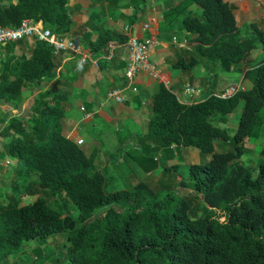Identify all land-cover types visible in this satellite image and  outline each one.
Returning a JSON list of instances; mask_svg holds the SVG:
<instances>
[{
    "label": "trees",
    "instance_id": "16d2710c",
    "mask_svg": "<svg viewBox=\"0 0 264 264\" xmlns=\"http://www.w3.org/2000/svg\"><path fill=\"white\" fill-rule=\"evenodd\" d=\"M187 1L198 3L201 14L184 17L198 46L190 64L183 61L181 67L192 69L198 55H205L224 71H243L252 87H237L226 95L211 92L184 103L165 83L160 85L140 144H154L153 150L177 145L212 153L208 161L189 166L188 178L179 182L186 193H174L171 184L156 190L144 180L107 191L103 170L63 133L61 102L66 93L42 89L30 115H15L26 90L56 77L57 53L37 37L20 55L8 53L24 39L3 45L8 52L0 54V102L7 108L1 119V135L8 138L4 153L15 157L18 170L28 175L19 179L32 199L23 202L26 191L19 188L20 198L0 203V264H8L30 243L61 233L66 235L68 264H264V148L256 176L250 165L239 161L247 140L264 122V29L254 23L253 34L243 35L228 0ZM26 18L42 21L63 36L74 28L68 0H0L2 27L20 26ZM108 40L103 36L93 49L99 52ZM257 42L263 56L254 61ZM241 100L245 104L234 147L215 151L217 139L230 138L221 123ZM69 203L78 209L76 217Z\"/></svg>",
    "mask_w": 264,
    "mask_h": 264
},
{
    "label": "crops",
    "instance_id": "0c3cea01",
    "mask_svg": "<svg viewBox=\"0 0 264 264\" xmlns=\"http://www.w3.org/2000/svg\"><path fill=\"white\" fill-rule=\"evenodd\" d=\"M228 1L233 5L243 35H252L253 31L248 33L247 24L252 27V24L256 23L260 27L256 19L264 18V10L254 0ZM68 9L74 21V28L70 35L76 37L85 50L92 53L93 60H97L98 65L93 60L82 63L80 55L71 51L57 53L54 71L56 77L50 82L41 83L38 88L34 89L31 86L29 90H26L22 108L15 115L27 116L26 109L29 100L34 101L33 99L42 89L55 87L66 93L61 102L65 108V116L62 119L63 133L77 143L79 139H82L83 142L78 143L82 148L86 142V135L81 133L80 125L91 119L92 124L85 133L91 134L93 142L89 144L88 149L83 148L89 157L97 160L101 154H109L110 151L106 153L105 148L101 146L111 147L112 150L117 149L119 151L128 144L136 142L139 148L141 146L143 148V152L140 151L141 154L138 158L139 165L146 170L148 175L155 174L158 169L163 167L164 163L168 169L174 171L176 182L179 184L182 179L186 178L180 173L177 163L185 158L189 159L190 165L200 162V150L195 147L177 145L153 150L151 147L154 148V144L150 148L149 146L145 148L139 142L140 137L144 136L149 129V121L153 114L154 95L159 90L160 85L165 83L184 103L200 101L211 92L220 93L226 89L231 90L238 87L235 83L227 85L224 78H222L224 83L215 89L212 87L205 90L200 86V82L205 84L206 76L218 79L225 73L218 61L205 55H198L199 63L192 69L181 67L183 61L190 64L198 46V42L193 39L192 33L186 30L183 20L189 12L201 14V6L187 0H156L154 5H151L149 0H68ZM146 24L149 26L146 27ZM103 36L109 38L108 45L97 52L93 46ZM133 36L143 40L147 38L155 40L151 60L162 69L163 77L157 78L145 71L140 72L135 82L137 91L126 90L124 102H118L114 99L107 100L110 91L122 88L125 84L127 52L124 44ZM33 40L34 37L24 39L9 53L3 47L5 44H1L0 54L3 56L7 53L20 55L29 50ZM256 49L258 50V46ZM261 51L262 49L259 48L258 52ZM255 59H258L257 54L253 60ZM199 65L204 66V75L198 72L197 67ZM228 71L233 72L232 75L241 74L242 88L252 87L251 80L244 78L243 71L234 67ZM238 77L236 74L233 78L236 84H238ZM187 84H192L201 92L184 95ZM71 106L82 111L84 115L78 120L67 117L66 110L70 109ZM11 109L13 110V108ZM6 110V106L0 102V165L4 163L5 159L6 163L4 164L10 163L9 158H3V156L9 155L5 154L3 149V141L6 138L1 137L3 127L1 119ZM115 124L117 126L122 124V129L115 127ZM111 126L113 127L111 128ZM121 132L125 133L121 135ZM150 152L153 153V158L150 156ZM162 159H165L166 162H163ZM170 159H177V163L169 166L168 161ZM13 172H16V176H14L16 180L20 178L18 173L21 172L18 168ZM0 175L2 174L0 173ZM27 176L23 177L26 178ZM30 178L34 179V176L31 175ZM2 179L3 176H0L1 189L4 182ZM23 190L26 191V196L32 197L28 194L26 184H24ZM3 193L1 190L0 196H4Z\"/></svg>",
    "mask_w": 264,
    "mask_h": 264
},
{
    "label": "rangeland",
    "instance_id": "374dc122",
    "mask_svg": "<svg viewBox=\"0 0 264 264\" xmlns=\"http://www.w3.org/2000/svg\"><path fill=\"white\" fill-rule=\"evenodd\" d=\"M254 2L259 5L264 10V0H254ZM264 14V13H263ZM259 23L260 28L264 29V18L262 19H256ZM246 27L248 29V33L252 31V27L249 26ZM248 36H251L249 34ZM258 50H253L251 59L254 57H258V60L262 58L263 56V47L261 42H257ZM259 48L262 49V51L259 53ZM256 60V59H255ZM254 60V61H255ZM198 72H200L202 75L205 73V68L203 65H199L197 67ZM233 72L225 71L224 75L219 76L218 79L215 77L209 78L206 76L205 84L202 82L199 83L200 86L205 88V90L211 89L212 87L215 89L220 84H223V79L226 81L227 85H231L230 83H235L236 86L241 87L243 85V82L241 81V74L236 73L239 77L236 81H233V78L235 75H232ZM227 78V79H226ZM246 83V82H245ZM208 88V89H207ZM236 88H232L231 91L233 92ZM229 89H226L228 91ZM34 100V99H33ZM33 101L29 100L26 114L27 116L31 114V104ZM244 100H241L239 106L232 112L229 113L226 118V122H222L221 124L225 126L229 133L230 138L228 140L223 139H217L215 141V151H226L229 149H232L234 147V141L233 136L235 131L238 128L239 120L241 117V113L244 108ZM29 111V112H28ZM84 113L74 107H70V109L66 110V116L67 117H73V119L78 120V118L82 117ZM82 122V121H81ZM92 124L91 119L88 121H84L80 125V131L82 134L86 135V142L83 145V148L86 150L88 149L89 144H92L93 137H91V134L89 132L85 133V131H88L87 129ZM120 126L114 125L115 127H120L122 129L123 125L119 124ZM113 126H111L112 128ZM122 131V130H121ZM125 132H121V135H123ZM4 137V136H1ZM2 139V138H1ZM5 139V138H4ZM8 141V138L6 139ZM5 140L3 141L4 145ZM123 143V142H122ZM121 143V145H122ZM106 144V143H105ZM138 143L134 144H128L124 148L120 149L119 151L117 149L112 150L111 147L107 146H101L102 148H105V152L108 151L109 154H101L99 158L97 157V160L93 158L94 160V167L98 169H102L105 176H106V190L107 191H115L118 189H125L132 187L135 185L137 181L144 180L148 182L152 187H154L156 190H159L163 188L164 184L169 185L171 184V191L174 193L181 192L186 193L185 189L181 187L176 182L175 173L173 170H170L167 168L166 165L163 163V167L158 169L155 174L148 175L146 170L142 166L139 165V156L141 154L140 151L143 152V148H139ZM140 146V145H139ZM107 147V148H106ZM123 147V146H121ZM246 148L247 151L243 156L239 159L240 162L245 163L247 165H250L253 169L254 176L257 175L259 170V164L263 160L262 157V149L264 148V122L260 125V127L257 129V134L254 135L251 139L247 140L246 142ZM4 149V146H3ZM201 152V151H200ZM153 153L150 152V156L152 157ZM3 155H5L3 153ZM156 154L154 155V157ZM124 157V159H123ZM212 157V153H204L201 152V155L199 157V161H208ZM3 158H9L10 163H6V159L4 160V163L0 165V173L3 176V186L2 189L0 188V191L4 192V196H0V201L6 202L8 199L13 198H20L21 195L18 193L19 188H23L24 184L20 182L19 178L16 180V172H13L18 167V161L15 157L12 156H3ZM153 158V157H152ZM163 162H166L165 159H162ZM177 159H170L168 161V165L176 164ZM191 161V160H190ZM159 163V162H158ZM191 162H189L188 158H185L184 160H181L178 164V169L181 174L184 175L185 178H188L189 175V165ZM160 164V163H159ZM15 173V174H14ZM18 175L23 178L25 176V173H18ZM35 178V175H33ZM23 180V179H21ZM168 189H165L166 192ZM26 200H24L25 198ZM24 202L30 201L32 197L24 196L23 195ZM61 201V200H60ZM68 209L71 211V214L75 217L78 215L79 211L76 208V206L72 203L67 204ZM202 207H204V204L201 203ZM54 207L60 208L61 206L59 204H55ZM58 208V209H59ZM225 217L222 216L221 220H224ZM65 234L61 233L54 237L49 238L47 241H44L40 243L39 241H35L30 243L29 245L25 246L24 249L21 250V252L17 255L12 256L9 258L8 264H58V261L60 264H68V257L67 252L64 247L65 244Z\"/></svg>",
    "mask_w": 264,
    "mask_h": 264
},
{
    "label": "built area",
    "instance_id": "2783aa9c",
    "mask_svg": "<svg viewBox=\"0 0 264 264\" xmlns=\"http://www.w3.org/2000/svg\"><path fill=\"white\" fill-rule=\"evenodd\" d=\"M149 3L154 5L156 0H149ZM148 26L149 24H146V27ZM32 37H37L39 40L48 43L52 46L56 53L71 51L80 55L82 63H87L88 61L93 60L92 53L86 51L76 37L71 35L63 36L55 34L50 28H46L42 21L35 22L31 18H26L22 21L21 25L17 27H2L0 25V45ZM154 44L155 40L153 38L143 40L134 36L125 42L124 48L127 52L125 84L122 88L110 91L107 95V100L114 99L118 102H124L126 99V90L133 89L137 91L135 82L136 77L140 72L145 71L157 78L163 77L162 69L156 62L151 60ZM93 62L98 65L97 60H93ZM200 92L201 91L192 84H187L184 90V95L196 94ZM231 92V90H228L224 93V95L230 94ZM185 101L187 100L185 99ZM82 142V139L78 140L79 144Z\"/></svg>",
    "mask_w": 264,
    "mask_h": 264
}]
</instances>
